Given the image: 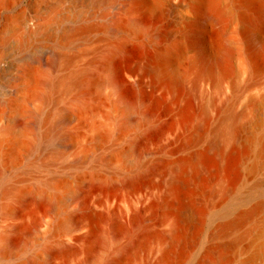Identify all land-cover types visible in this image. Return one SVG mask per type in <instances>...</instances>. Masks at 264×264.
Instances as JSON below:
<instances>
[{"label":"rangeland","instance_id":"1","mask_svg":"<svg viewBox=\"0 0 264 264\" xmlns=\"http://www.w3.org/2000/svg\"><path fill=\"white\" fill-rule=\"evenodd\" d=\"M148 1V7L143 9L147 32L134 34L124 25L131 17L127 0H0V137L3 125L17 121L23 114L35 112L39 108L37 98L28 92V67L33 64L45 69L50 55L65 50L74 56V67H85L89 74H93L98 69L97 60L107 44L119 39L126 41V48L116 56L114 62V76L122 85L121 93L128 99L141 100L140 109L153 116L149 123L117 132L115 124L125 113L115 103L117 94L105 81V75L99 74V87L89 92L76 91L78 95L83 93L85 109L76 111L74 106L65 107L68 123L63 130L71 132L70 139L60 144L56 138L50 149L36 161L38 152L29 150L28 145L21 147L15 158L8 157L6 146L1 147L0 164L6 163L0 186H8L12 192L4 197L0 190V239L5 236L9 225H15L16 230L7 232L9 234L6 236L18 246L29 237V232L38 220L44 218L50 225L47 230L46 226L41 227L31 235L29 250L16 249L17 252L9 253L0 264H81L88 256L97 257L101 253L100 261L94 264H112L113 261L115 264H153L161 252L162 242L150 240L119 258L117 254L128 249V237L120 239L116 246L113 239L118 228L130 230L134 223L132 220L138 217H150L152 220L148 224L152 230L168 232L173 215L162 219V211L158 207L153 210L156 211L155 215L147 208L151 201H161L165 196L178 207L187 198L204 200L203 194L197 191L186 194L183 191V195L176 198L167 190L168 164L202 149L211 138L209 132L196 138L193 126L198 120L190 123L181 121V107L191 101L189 103L196 112L198 106L207 100V111L214 119L223 103L228 104L231 115L227 113L225 126L230 134V142L226 150L246 134L255 115L264 110L263 0L251 7H247L244 0H231V13L211 24H206L204 14H200L194 0ZM221 3L226 4L225 0H221ZM242 15L247 16L249 24L260 31V39L252 41L254 48L258 49L260 63L259 73L255 76L250 74L248 65V43L243 32L245 24ZM197 21L200 23L198 29L193 30ZM115 22L121 25L117 26ZM87 23H105L111 32L104 34V30L97 26L86 38L78 37L73 42L64 38L65 30ZM194 31L198 35L203 34L210 52L215 49L220 61L201 57L197 33ZM176 42L182 43V48L174 67L176 72L184 76L186 90L191 89L187 91L188 95L177 98L174 89L155 81L149 72L152 66L149 57L156 48H169ZM200 63L215 67L222 64L230 68V73L215 83L211 78L197 76ZM19 104L23 105L22 110H19ZM105 128L113 131L112 136L96 140L94 137L97 132ZM258 134L264 138V126L259 128ZM137 138L145 155L139 166H125L124 158L119 155ZM62 146L65 151H62L61 156L54 155L61 152ZM102 157L107 158L106 164L98 161ZM41 159L45 163L43 167L39 164ZM258 159L263 163L264 153ZM74 161H79V164L71 167ZM246 165L244 161L238 166L236 184L228 195H225L223 187L233 181L232 173L227 177L218 172L217 178L207 183L206 190L217 188L219 192L207 200V214L195 245L187 249L180 259L173 256L171 264H196L211 242H230L249 229L250 223L244 220L238 229L225 237L214 239L210 236L223 213L228 212L230 217H235L238 211L250 209L256 202L264 200V167L253 172ZM95 178H101V182H90V179ZM50 180L65 182L54 189L58 190V198L55 199L53 211L37 200L18 201L20 194L28 196L40 183ZM42 190L46 197L53 198L49 189ZM10 207L13 212L7 213ZM90 210L98 216L100 214V218L85 217V213ZM70 214H75L76 219L81 221L80 230H70L64 222ZM151 214L154 215L151 217ZM59 221L64 223L57 225ZM118 224L122 226L118 227ZM140 232L141 228L132 235V239ZM254 239V247L264 246L263 239ZM58 241H66L74 252L47 256L46 246ZM241 254L237 258L235 256L231 264H244L243 260L248 254ZM248 264H264V254H255Z\"/></svg>","mask_w":264,"mask_h":264},{"label":"bare ground","instance_id":"2","mask_svg":"<svg viewBox=\"0 0 264 264\" xmlns=\"http://www.w3.org/2000/svg\"><path fill=\"white\" fill-rule=\"evenodd\" d=\"M226 1L227 0H225V3ZM244 1L247 4V7H251L256 3L258 4L262 0ZM127 2L130 4L129 10L131 17L125 22L124 25L129 27V29L134 34L147 32V27L143 20V9L148 7L149 1L127 0ZM194 3L195 7L200 11V14H204L203 17L206 24L221 21L232 11L231 0L227 1L226 4H222L221 0H194ZM101 5L103 6V4ZM242 19L245 24L243 32L248 43L247 53L249 55L248 65L250 74L255 76L257 73H259L260 63L258 58L259 54L257 52L258 49L256 50L254 48L252 41L260 39V31L249 24L247 16L242 15ZM199 24L200 23L198 22L197 25H194L193 30H197ZM115 25L119 26L121 23L115 22ZM97 26H100L104 30V34L111 32L110 28L105 26V23H87L84 25L81 24V26L76 28L65 30L64 38L68 42H73L78 37L86 38L87 34ZM194 32L197 33V31ZM200 35H198V33L196 34L197 45L201 57L204 59L212 58L216 61H220L216 50L214 49L211 53V50L207 47L208 45L206 44L203 34ZM181 44L182 43L176 42L169 48L157 47L153 54L149 57L152 64L149 72L152 74L153 79L165 85L167 88L174 89L176 98L185 94L188 95L191 90H186L184 85V76L176 72L174 67L175 59L182 48ZM214 47L216 48V46H213V48ZM125 48L126 41L124 39H119L114 43L107 44L106 48L102 52V55L97 60L98 69L93 74H89L85 67H74V56L65 50L50 55L48 62L46 61L45 63V69L32 66L33 64L28 67V92L30 96L37 98L39 101V108L35 112L23 114L19 120L12 123H7L1 127L0 149L1 147L6 146L7 150L5 149V153H7L9 158H15V156L18 155L17 152L19 149L28 145L30 146L29 150L32 149L38 152V155L35 158L36 161L40 158L43 152L50 149L51 144L56 138L60 144H63L64 141L70 139V137H72L70 135L71 132H68V134L63 130L64 125L68 123V114L65 110V107L67 105L72 107L74 106L76 111H82L85 109L86 103L82 98L83 93L81 91L82 95H78V93L76 94V91L83 90L85 92H89L92 88L99 87L101 85L99 74L105 75V81L117 94L115 103L120 107L121 111L125 113L124 117L115 124L117 132L136 127L137 125L139 126L141 123H149L153 118L152 114L140 109L142 106L141 100L140 102L138 99L131 100L126 98L124 94L121 93V83L117 81L114 76L115 58H117L116 56L120 52L124 51ZM91 63L92 62H90V64ZM229 73L230 68L224 67L222 64H218V66L215 67L211 66L209 63H200L197 67L198 77L211 78L215 81V83H218L221 78L229 75ZM189 102L187 101L181 107L179 113V115H181L179 116L181 118L180 120L190 123L197 119V123H195L193 126L196 138H200L206 132L210 133L211 138L202 149L190 153L184 158L168 164L167 169L169 171V178L166 181V184L168 193L175 195L176 198L177 196H180L183 191H186L184 194L189 191L191 193L197 191L200 195L201 193L203 194L204 200L196 201L195 199L186 197L187 199L185 198L186 200L184 199L185 201L183 200L184 203L182 204V198L180 197L181 199L178 200H181L180 203L182 205L178 203L180 204L178 207L176 204H174V202H169L165 196L161 201H151L147 207L148 210L153 211L155 207H158L159 210L162 211V219L165 220L168 216L173 215V221L169 231L165 233L155 231L150 228L148 223L152 219H150L149 216L152 217L156 211H153L154 214L149 215V218L138 217L137 220H132L134 223L132 224L130 230H124L121 227L122 225L120 226L118 224V227L120 226L121 228L117 229L118 232L116 235H114L113 244L116 246L118 241L125 236L128 237L129 241L127 244L128 249L117 254L119 258H122L131 250L146 245L150 240H158L162 242L163 246L159 256L153 264H171L173 256H176L180 259L187 253V249L193 247L196 243L204 217L207 214L208 198H213L217 192H219V190H217L215 187V189L206 190L208 187L206 185H209L207 183L210 182V180H213L214 177L217 178L216 174L218 172H222L223 176L227 177H229L228 174L232 173L234 175L233 181L226 187H223L225 195H228L234 189L237 180V168L242 162L246 161L247 169L253 172L264 167V162L261 163L258 159V156L264 153V138L258 134L259 128L264 126V110L261 112L259 111V113L255 115L256 117L254 116L255 118L250 124L246 134L239 138L237 142L232 143L233 145L228 150H226V146L230 142V134L227 127L225 126L228 119L227 113L229 112L228 104L225 102L223 105L221 104L222 107L220 106L221 108H219L218 114L213 119L207 111V100H204L200 106H198L196 112L193 111V106H191L192 104ZM47 106H49V108H47ZM18 108L19 110H22L23 105L19 104ZM229 114L231 115L230 112ZM213 122L214 125L211 126ZM40 129L43 131L40 132ZM112 132L105 128L100 132H97L94 138L96 140L100 138H110L112 136ZM144 138L146 139V137ZM139 141V138L133 140L128 149L119 155L120 157L124 158L126 162H124L125 166L137 167L140 165V161L145 155V151L139 147ZM63 148L64 147L62 146L61 152L58 151L54 153V155H58L60 157L65 151ZM44 159L45 158H43V160ZM43 160L41 159L39 161V164L42 167L45 165ZM44 161L47 162V160ZM98 161L101 164H106L108 162L107 158L105 157L100 158ZM5 163L6 162H4V165L0 164V180L3 178V167L5 166ZM78 164L79 161H74L70 164V166L75 167ZM100 179L101 178L90 179V182L96 181L97 183H100ZM63 183L65 184V182L55 180L40 183L38 186L36 185L37 187H35L28 196L20 194L18 201L37 200L43 204L45 203L48 209L53 211L55 207V201L57 200L56 198H58V190L54 189L58 186H63ZM7 187H4L2 184L0 186V190H2L4 197L8 193L12 192ZM43 188L49 189V191L53 193L52 199L54 200L46 197L43 194ZM13 189L15 190L14 187ZM197 192L194 194H197ZM6 212L12 213L13 209L10 207L6 210ZM99 216L96 212L91 210L85 213V217L91 219H97ZM244 220H247L250 223V227L248 230L246 229V232L238 234L233 240H230V242H211L196 264H231V262L234 261L233 258L235 256V258H237V255L240 253H242L241 255L248 254V257L243 260L244 264H248L255 254L259 252L264 254V246L254 247V238L260 237L264 240V200L256 202L253 206H251L250 209L238 211L235 217H230L228 212L223 213L221 215V220L212 229L210 236H212L214 239L225 237L231 231L238 229ZM64 222L68 224L70 230H80L81 221L76 219L75 214L68 215ZM64 222L59 221L57 222V225H61ZM48 223L49 222H47L44 218L38 220L34 224L31 232H29V237L21 241L20 244L18 243V246L12 244L9 240L10 238L8 239L6 236L9 234L7 232L16 230L15 225H9L7 227L5 236L0 239V262L9 253H12L13 251L15 252L16 249L29 250L32 245L30 238L31 235H34L37 229L41 227L46 226L47 230V226L50 225V223ZM140 228L141 232L139 235L132 239V235ZM65 242L58 241L54 245L46 246L45 251L47 256L52 257L58 254L68 255L74 252V249H72ZM101 254L92 258H89L88 256V258L81 264H94L97 261L99 262ZM45 264H48V262ZM112 264H115L114 261Z\"/></svg>","mask_w":264,"mask_h":264}]
</instances>
